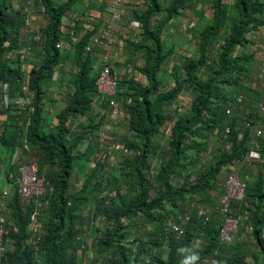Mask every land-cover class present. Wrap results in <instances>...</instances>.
<instances>
[{
    "label": "trees",
    "instance_id": "obj_1",
    "mask_svg": "<svg viewBox=\"0 0 264 264\" xmlns=\"http://www.w3.org/2000/svg\"><path fill=\"white\" fill-rule=\"evenodd\" d=\"M83 1L63 0L57 4L54 0H34L38 10L41 7L48 16L47 25L37 33L30 21L34 5L26 11L27 2L25 6L22 4L14 8L12 0H0V94L4 95L0 119L4 116L8 118L7 123H0V154L4 150L5 154L6 151L11 153L7 162L0 160V173L2 166L6 165L5 176L9 185H13L5 198L3 190H0V203L6 199L10 209V220L6 224L8 234L5 236L8 250L3 258L4 264H80L78 255L85 249L84 237L75 222L76 210H69L68 206L72 199L88 202L89 195L96 193L97 189L102 190L103 183L107 182L109 163L100 158L92 163V171L78 194L69 196L76 162L88 158L95 143L104 148L98 139L106 121L110 119L112 122L109 111L98 117L92 105L98 98L96 82L102 65L99 50L85 55V47L93 31L82 35L80 42L74 46L77 69L69 77L73 80L70 81L73 84L71 91L60 93L67 99L57 113L56 124H44V103L47 99L44 85L52 80L58 69L63 70L68 60L65 52L57 48L58 43L67 38L62 20L77 14L76 6L82 3L83 7ZM136 2L140 3L141 11L135 13L133 20L141 24L142 35L138 43H127L134 52L144 54L140 72L148 84L127 76L120 81L116 99L120 102L121 97L122 108L127 113L131 140L126 146L128 151L134 152V156L124 158L118 166L117 195L90 208L93 219L102 218L107 224L105 229L99 230L102 234L95 242L96 252L105 259V264H180L182 256L178 249L187 246L199 252L198 264L213 258L219 264H264V176L261 173L254 182H248L246 200L233 203L235 217H246L245 223L252 229L251 236L257 247L252 262H247L244 256L234 251L232 244L221 243L222 224L219 221L205 223L198 213L192 215L184 236L167 232L168 220H176L168 208L183 210L182 215L186 214L201 192L213 188L226 166L244 161L250 151L248 140L255 130L248 119L246 129L240 130L239 122L247 118L252 109L247 108L245 102L242 110L227 114L225 109L229 96L222 87L232 85L236 76L237 94L247 96L255 93L261 97L258 91H252L247 86L251 79L246 66L250 65L251 59L234 55L239 47L252 43L251 37L264 27V0H236L233 11H228L225 0H210L213 8L211 21L194 32L197 56L186 57L177 64L179 67L174 66L172 77L175 85L171 89L165 88L159 78L164 64L176 53L174 46L166 45L165 32L174 19L186 10L190 1L172 0L168 5L160 0ZM163 13V18L152 25L153 20ZM29 38L36 40L28 44ZM39 46L41 64L24 74L23 52L28 56ZM10 56L16 59H9ZM254 71L258 72V69ZM24 84H28L27 93L23 91ZM123 85L127 86L124 94L121 93ZM183 91L192 92V104L187 113L174 109ZM9 92L10 96L6 97ZM20 97L28 99L27 110H21L14 103ZM80 118H89L92 122L77 134L73 131V124ZM21 123L25 127L24 143L14 128L15 124L17 127ZM227 127L230 128L228 148L220 150L214 162L201 167L197 174L183 176L182 172L188 171L191 165L187 160L190 162L194 158L196 163L203 159L209 151L210 137ZM160 136H166L167 145L163 160L151 180L145 170L157 156L159 146L155 140ZM262 143L264 147V138ZM86 145L88 149H85ZM31 149L36 151L38 158L30 154ZM17 150L22 153L19 158L14 155ZM104 152L107 157L105 148ZM262 152L263 155L264 150ZM25 156L38 161L39 174L46 181V206L42 212L44 235L37 245L38 252L35 245L30 244L29 227L34 205L22 201L15 184ZM11 174H14V179H11ZM127 179L130 187L127 186ZM122 186H125L124 189ZM75 205L79 207L80 204ZM80 209H83L82 205L77 212ZM153 226L155 230L151 232L149 228ZM199 237L203 243L198 247L195 241ZM215 251L219 252L218 256H215Z\"/></svg>",
    "mask_w": 264,
    "mask_h": 264
},
{
    "label": "rangeland",
    "instance_id": "obj_2",
    "mask_svg": "<svg viewBox=\"0 0 264 264\" xmlns=\"http://www.w3.org/2000/svg\"><path fill=\"white\" fill-rule=\"evenodd\" d=\"M29 0H12V4L15 7L22 6L26 2L28 4ZM63 0H54V2L61 3ZM126 13H125V20L129 22V20H133L135 13L137 11H141L139 9L135 2L136 0H126ZM161 3L164 5H168L172 0H160ZM190 2L188 3V6L186 10L182 12V14L177 18L174 19V21L171 23V26L169 29L165 32V41L166 45L168 46H174L176 49V53L173 54L171 59L168 60L167 63L164 64V68L160 73V80L164 84L165 88L171 89L174 88V79L172 77V71L174 69V66L183 62L186 57L193 58L197 56L198 53V47H197V39L194 37V32H198L199 29L204 28L212 19L213 17V8L211 5L210 0H189ZM235 2L236 0H225V3L228 6V11H233L235 8ZM82 4V3H81ZM79 4L76 6V10L80 12V10L83 8ZM26 5V4H25ZM24 5V6H25ZM23 6V7H24ZM83 10V9H82ZM165 13L160 15L159 17L155 18L152 22V25H156L157 21L163 16ZM103 21V18L101 19ZM34 26V30L39 33L48 23V16L43 13L42 8L38 10L37 6L34 4L33 9L31 10V20H30ZM192 26V29H185L186 27L189 28V26ZM38 28V29H37ZM40 28V29H39ZM191 30V31H190ZM196 30V31H194ZM193 32V33H192ZM31 33V32H30ZM120 33H117V35ZM197 34V33H196ZM33 36L34 34L31 33ZM118 40H121L122 37L118 36ZM253 41L255 42V45L257 44L258 41L261 40V37L255 35L252 36ZM27 40V39H26ZM36 40V39H35ZM34 39L29 38L28 44H33ZM263 43V42H262ZM120 45L123 50V54L121 55V59L117 64V70L120 73V76H124V71L126 68L127 64L134 63L136 61L138 62H144V54L140 52H134L130 46H128V43L120 42ZM119 42L118 46L120 47ZM120 47V48H121ZM255 46H245L238 48L235 57H240L244 56V58H250L251 63L250 65L246 67H249V75L250 79L255 80L257 71H254L258 69V66L260 64V61L264 58V43L263 47H259L258 51H254ZM41 51L40 46L37 48H34V51L29 54L24 62V67H23V73L28 74L33 66H38L42 62V57L38 55V53ZM65 55L68 57V60L64 64L63 70H57L54 76L57 78L55 80L56 83H53V81H49L44 85V90H45V96H46V101L44 103V124L48 126L55 125L57 122V113L65 106V100L67 97H64L65 95L61 96V91H63L65 94L71 91V86L73 85L72 83L70 84V81L73 82L69 77L74 75L77 69L76 61H75V53L74 51H65ZM128 58V59H127ZM9 59H16L13 56H10ZM144 64V63H143ZM176 67H179L177 65ZM123 69V71H122ZM237 81H236V76L235 80L233 81L232 85H224L222 88L223 92L229 96V103L227 104L226 108L229 106L234 105L235 102V97L238 95L237 92L238 86H237ZM127 90V86H122L121 88V93L124 94L125 91ZM1 93V90H0ZM10 92L6 95H9ZM32 95V93H31ZM257 94L255 93H250L248 94V99L246 96V102H247V108H251L250 110L252 113L247 117V119L251 122L253 130L255 129H260L263 132L262 137H256L255 133L250 136L248 140V146L250 147V150L253 148H256L255 143L259 146L261 154L263 153L262 151L264 150L262 139L264 138V118L259 116L258 113V102L260 100V96H256ZM258 97V98H257ZM4 95L0 94V105L3 102ZM122 99L120 97V106L122 108ZM192 104V92L189 91H183V93L180 95L179 99L176 101V109L179 113H187L189 112V108ZM178 108V109H177ZM226 110V109H225ZM177 112V113H178ZM127 113L125 109L123 110L122 108V113L120 115V118L118 119V123L116 127H112L111 130H106L111 125L110 119H108L104 125L103 131L107 133V145L112 147L114 151H112V156L111 157H105L104 156V148H99V145L95 143L92 151L88 153V158L78 160L75 164V169L73 171V177L70 181V189H69V196L78 194V192L82 189L87 175L90 174L92 169L90 168L92 166L93 162H96L97 160H100V158H105L106 161L109 163V169H108V177H107V182H104L103 189L99 190L96 193H91L89 195V203L88 202H82L80 200H71L69 203L68 209L69 210H76V220L77 225L79 226V230L81 231V236L84 237V244H85V249L81 250L79 252V263L80 264H105L104 261L105 259L102 258L100 255L97 254L96 248H95V242L96 240L100 237L102 234L100 229L103 230L106 228V223L103 221L102 218H94L92 214H90V208L94 204H99L100 202H106L110 201L112 198H114L117 195V186H118V181L120 178V175L118 173V166L120 162L124 158H131L134 156V152L128 151L126 143H130V134L127 129ZM7 117H3L0 119V123L5 124L8 122ZM247 119H241L239 124H240V130L243 128L246 129V122ZM92 122V119L89 118H83L79 119L76 121L75 124H73V131L74 133L80 134L82 130H84V126H89L90 123ZM18 123V122H17ZM16 123V124H17ZM11 124V122L9 123ZM15 124V130L19 133V138L22 139V142L24 143V129L25 127L22 125H18L16 127ZM89 124V125H88ZM13 128H11L12 130ZM228 127L224 131H216V134L210 137L209 139V151L206 154V156L202 159L200 158V161L194 163V161H197V159H192L190 162L187 160L189 164H191L188 168V171H183L182 175L186 176L188 174H197L199 169L203 166H208L209 163L214 162V159L220 152V150H226L228 146L230 145L228 138L230 135V132L227 133ZM23 131V133H22ZM243 135V134H242ZM166 137V136H165ZM165 137H158L155 142L159 146V150L157 151V156L153 157L151 160V165L150 167L146 166L147 174L150 175V179L153 180V174L156 172V170L159 168L161 161L163 160V153L164 149L166 148L167 145V138ZM99 140V139H98ZM255 142V143H254ZM88 143V142H87ZM85 145V144H84ZM89 146L86 145L85 149H88ZM28 149V147H27ZM90 150V149H89ZM21 151L14 152V155L16 158H19L22 154H20ZM30 154L32 156H35L38 158V155L36 154V151L31 149ZM9 155L11 153L5 154V150L0 154V160H3L6 162L9 160ZM264 155V154H263ZM262 155V157H263ZM264 159V157H263ZM17 161V160H16ZM193 161V162H192ZM5 163V162H4ZM18 163V162H17ZM256 163V162H255ZM251 164L248 165L246 164L243 160L238 161L232 165L226 166L223 171L221 176L219 177V180L215 183L212 189H209L208 191H203L201 192L196 199L194 200L199 201L200 204L205 205L209 211H210V221L211 220H217L222 224V218L220 214L217 212V208L219 207L220 200L222 198V195L225 192V180L226 177L232 173V172H238V174L244 179L246 178L249 183L254 182L259 174L261 173L264 176V162L260 163L259 165L257 164ZM124 164V162H123ZM3 170L0 173V190H4L5 188H9V182L7 181V178L5 176L4 170L6 165L2 166ZM111 175V176H110ZM112 178V179H111ZM264 178V177H263ZM110 179V181H108ZM128 180V179H127ZM123 185V184H122ZM131 183H129L127 186L130 187ZM123 189L125 186H122ZM101 191V192H100ZM10 192V191H9ZM99 195L97 198H95L96 195ZM92 195V196H91ZM87 198V197H86ZM85 200V199H84ZM88 200V198H87ZM190 200V199H189ZM246 196L244 198L245 201ZM6 199H4L5 207L0 209V216L9 222L10 220V209H6ZM192 202V201H191ZM78 203L79 207L82 205L83 209H80V213L77 212V207L75 204ZM88 203V204H87ZM0 204V205H3ZM170 212H172V217L174 219L181 221L180 218H183L184 215H182V211H174L173 209L168 208ZM173 210V211H171ZM190 215H195V210H187L186 213H189ZM5 217V218H4ZM85 217V218H84ZM239 219V218H238ZM241 219V220H240ZM239 221L241 222V226L239 230V234L235 240V242L231 245L233 246V250L236 251L238 254H241L242 256L245 257V260L247 262H252L254 258L253 253L257 250V247H255V241L251 236V231L252 229L247 226L245 223V220L247 219L246 217H241L240 216ZM187 224L184 225V228H186ZM151 232H154L155 227L149 228ZM243 232V233H242ZM245 232V233H244ZM170 234V233H168ZM242 234V235H241ZM253 241V242H252ZM87 250V251H86ZM262 260V258H260ZM203 264H219L218 260L213 258L211 260L206 261ZM251 264V263H250Z\"/></svg>",
    "mask_w": 264,
    "mask_h": 264
},
{
    "label": "built area",
    "instance_id": "obj_3",
    "mask_svg": "<svg viewBox=\"0 0 264 264\" xmlns=\"http://www.w3.org/2000/svg\"><path fill=\"white\" fill-rule=\"evenodd\" d=\"M34 0L28 1L26 11L30 10V6H33ZM126 0H84L83 10L73 15L70 18L64 17L62 20V29L66 35V39L59 42L57 48L61 52L73 51L74 46L81 40L82 35L86 32H92L88 45L85 47V55L99 50L101 52L100 62L102 63L100 68L99 77L96 82L98 98L92 103L93 108L97 109L101 105L106 106V110L102 109V112H97L99 116H103L107 111L110 112V118L112 120L111 125L106 130H111L112 127L117 126V121L122 113L119 101L116 99L120 81L127 76L135 79L137 82H141L147 85V80L143 77L140 72V68L143 67L142 62H134L126 65L124 76H120L118 72L117 63L120 61V57L123 54L120 42L127 43L134 42L138 43L142 35L141 24L136 20H125L126 13ZM140 8V3H135ZM103 18V21L101 20ZM33 25V24H32ZM192 26L190 25L189 28ZM186 27L185 29H187ZM38 29V28H37ZM40 29V28H39ZM117 33H120L117 35ZM257 36H264V27H260L257 32ZM118 36L122 37L118 40ZM255 37V35H254ZM264 39V37H263ZM118 42L120 47L118 46ZM254 51H258L259 47H263V43L258 41L255 45ZM27 57L26 52H23L22 60ZM252 91H258L261 94L258 102V113L259 116L264 118V58L260 61L258 72L255 80H252L247 85ZM23 91L28 92V84H24ZM246 96L243 93H239L235 97L234 105L229 106L226 109V113L231 115L238 109H243ZM14 103L20 107L21 110H27L28 99L27 98H16ZM108 113V112H107ZM248 115V112L246 113ZM248 125H250L248 123ZM230 129H227V133ZM256 137H262L263 132L260 129L254 131ZM107 133L104 131L100 136V144L105 148L106 156L111 157L114 149L107 145ZM255 143V142H254ZM256 148L251 149L244 157V162L251 165L253 162L263 163L264 159L260 152L259 146L255 143ZM25 162L20 166V175L16 179V185L19 196L22 201L26 203H33L34 210L31 215V225L29 232L31 234L30 244L35 245L36 251L38 252V243L41 242L44 235V226L42 223V212L46 206V181L40 176V166L38 161L31 159L26 156ZM11 179H14V174H11ZM248 181L246 178H242L238 172L230 173L225 180V192L217 208V212L222 218V228L220 232V240L224 245H231L235 242L239 233V219L235 217L233 203L236 201L244 200L246 196ZM13 185H9V188L3 190L4 198L9 195L10 189ZM1 202L0 204H3ZM6 203V202H5ZM5 204L0 205V209L4 208ZM27 206L25 205L24 208ZM190 209H197L200 218H204L205 223L210 220V211L201 207L196 203H192ZM6 209L8 204L6 203ZM25 210V209H24ZM6 219V218H5ZM0 216V264L3 263V258L8 250V245L5 244V236L8 234L6 228V220ZM181 221L170 219L167 222V232L170 234L183 236L185 229L183 223L189 222L191 217L189 214H185ZM203 243L201 237L195 241L196 246H201ZM85 247V246H84ZM215 256L219 255L218 251H215Z\"/></svg>",
    "mask_w": 264,
    "mask_h": 264
},
{
    "label": "clouds",
    "instance_id": "obj_4",
    "mask_svg": "<svg viewBox=\"0 0 264 264\" xmlns=\"http://www.w3.org/2000/svg\"><path fill=\"white\" fill-rule=\"evenodd\" d=\"M255 35H257L256 33H255ZM254 36V35H253ZM252 40H253V38H252ZM254 44H255V42L254 41H252V43H250L248 46H254ZM239 48H241V47H239ZM251 82V81H250ZM102 108L104 109V110H106V106L105 105H102ZM96 112H98V110L96 109ZM104 116V115H103ZM247 119V118H246ZM230 129V128H229ZM102 132H104V131H102ZM102 134V133H101ZM101 136V135H100ZM20 154H22V153H20ZM22 156V155H21ZM20 156V157H21ZM26 157V156H25ZM25 160V159H24ZM192 203H196V204H198V205H200V203H199V201H194V202H192ZM191 203V204H192ZM190 204V205H191ZM190 207V206H189ZM190 209V208H189ZM190 210H193V209H190ZM197 213H198V211H197ZM197 213H195V214H197ZM189 214V216L191 217V219H192V215H190V212L188 213ZM187 214V215H188ZM199 214V213H198ZM210 215V214H209ZM185 216V215H184ZM200 218V217H199ZM178 221V220H177ZM191 221V220H190ZM190 221L189 222H185V223H183V227H184V225L185 224H188V223H190ZM209 222H210V220H209ZM185 229V228H184ZM185 233H186V231H185ZM172 235V234H171ZM174 235V234H173ZM185 235V234H184ZM183 235V236H184ZM197 239V238H196ZM178 253L179 254H181V256H182V259H181V261H180V264H198V262H199V259H200V256H199V252L198 251H196L195 249H194V247H181V248H179L178 249Z\"/></svg>",
    "mask_w": 264,
    "mask_h": 264
},
{
    "label": "crops",
    "instance_id": "obj_5",
    "mask_svg": "<svg viewBox=\"0 0 264 264\" xmlns=\"http://www.w3.org/2000/svg\"><path fill=\"white\" fill-rule=\"evenodd\" d=\"M258 37H259V36H258ZM260 37H261L260 42H263V43H264V39H263L264 36L262 35V36H260ZM56 79H57V78H56L55 76H53V78H52L53 83H56V82H55ZM102 109H103V108H102V105H101L99 108H97V110H98L99 112H102V113H103ZM253 163H254V162H253ZM253 163H252V164H253ZM74 169H75V167H74ZM73 171H74V170H73ZM200 206L203 207V208H205V209H208V208H207L205 205H203V204H200ZM193 210L196 211L195 213H197V211H198L197 209H193ZM208 210H209V209H208ZM186 214H188V213H186Z\"/></svg>",
    "mask_w": 264,
    "mask_h": 264
},
{
    "label": "bare ground",
    "instance_id": "obj_6",
    "mask_svg": "<svg viewBox=\"0 0 264 264\" xmlns=\"http://www.w3.org/2000/svg\"><path fill=\"white\" fill-rule=\"evenodd\" d=\"M128 59V58H127ZM118 64V63H117ZM122 71H123V69H122ZM22 133H23V131H22ZM46 199V198H45ZM30 207V206H29ZM5 218V217H4ZM245 233V232H244ZM242 235V234H241Z\"/></svg>",
    "mask_w": 264,
    "mask_h": 264
}]
</instances>
